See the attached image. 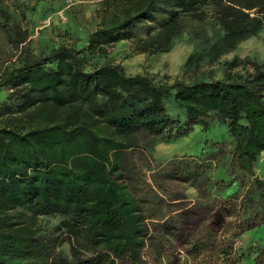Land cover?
<instances>
[{
	"label": "trees",
	"instance_id": "1",
	"mask_svg": "<svg viewBox=\"0 0 264 264\" xmlns=\"http://www.w3.org/2000/svg\"><path fill=\"white\" fill-rule=\"evenodd\" d=\"M111 3L116 8L90 33L87 47L107 52L106 45L128 38L135 51L165 52L182 31L183 16L208 13L236 43L260 28L264 14V0ZM160 14L166 19L156 31L134 33ZM87 47L61 44L0 75V264H142L149 226L126 181L125 153L138 145V131L169 134L180 124L167 107L171 93L190 121L212 110L222 115L245 171L254 172L264 151V83H169L128 74L112 60L91 65L83 54ZM255 182L264 197V178ZM34 217L60 220L55 228L38 231ZM65 241L69 256L58 250ZM186 251L194 263L168 255L152 264H206L212 258V264H245L232 234L219 233L213 223L188 241ZM252 264H264V244Z\"/></svg>",
	"mask_w": 264,
	"mask_h": 264
},
{
	"label": "rangeland",
	"instance_id": "2",
	"mask_svg": "<svg viewBox=\"0 0 264 264\" xmlns=\"http://www.w3.org/2000/svg\"><path fill=\"white\" fill-rule=\"evenodd\" d=\"M115 5L111 0H0V75L27 58L49 55L61 44L87 47L90 33ZM260 17V28L236 43L227 38L219 19L208 13L204 18L183 16V29L165 52L135 51L133 40L126 38L106 45L107 52L87 47L83 54L91 65L112 60L123 64L128 74L146 73L169 83L176 79L264 83V14ZM165 19L160 14L141 23L134 33L146 36ZM167 107L180 124L169 134L138 131V145L125 153L126 181L149 226L141 263L152 264L157 256L168 255L194 263L186 251L188 241L213 223L219 233L232 234L243 262L252 264L257 247L264 244V197L255 182V177L264 178V151L249 173L237 161L228 124L218 111L190 121L174 93L168 96ZM29 218L30 214L23 217ZM32 220L35 229L47 231L60 218ZM58 250L69 256V241ZM214 262L212 258L206 264Z\"/></svg>",
	"mask_w": 264,
	"mask_h": 264
}]
</instances>
